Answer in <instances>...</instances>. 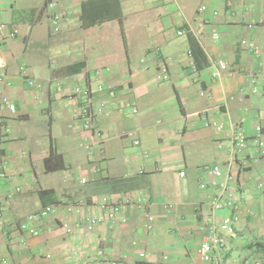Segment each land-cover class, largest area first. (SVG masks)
I'll return each mask as SVG.
<instances>
[{
	"label": "crops",
	"instance_id": "obj_1",
	"mask_svg": "<svg viewBox=\"0 0 264 264\" xmlns=\"http://www.w3.org/2000/svg\"><path fill=\"white\" fill-rule=\"evenodd\" d=\"M48 1L0 0V21L9 24L0 31L6 63L0 73L10 82L0 94L16 105L0 109V152L10 174L0 178V258L18 264H207L198 253L209 212L200 188L210 179L204 167L226 165L233 124L247 134L264 127V51L249 53L241 45L247 39L264 49V21L247 25L264 20V0H55L64 16L59 30ZM106 3L115 12L120 7L121 16L94 23ZM202 4L207 10L201 13ZM182 26L193 31L179 36ZM190 34L203 51L197 62L189 53ZM219 59L228 69L215 79L211 60ZM99 83L104 90H96ZM85 84L96 90L93 107H104L89 129L76 116L79 97L71 96ZM234 171L257 214L242 218L223 264L253 258L264 264V252L250 240V230H264L251 225L264 218V155L253 141ZM105 199L130 202L116 220L89 231L86 220L103 212ZM48 203L59 204V212L30 221L39 235L21 231L20 223ZM65 205L79 211L68 213ZM226 212L215 216L220 220ZM146 213L155 217L149 230Z\"/></svg>",
	"mask_w": 264,
	"mask_h": 264
},
{
	"label": "built area",
	"instance_id": "obj_2",
	"mask_svg": "<svg viewBox=\"0 0 264 264\" xmlns=\"http://www.w3.org/2000/svg\"><path fill=\"white\" fill-rule=\"evenodd\" d=\"M57 2L55 0H49L47 7L51 10V22L54 30H59L60 24L64 19V16L55 11ZM199 12H205L207 10V5L202 4L198 8ZM218 11L214 10L213 14H217ZM263 19L259 21L249 22L248 27H252L257 23H263ZM9 24L4 21H0V31L7 30ZM193 31L188 29L186 26H182L177 29L176 33L179 36L186 35L187 32ZM10 36L15 37L18 34V29L13 28L9 32ZM212 38L217 40L219 38V33L217 31L212 32ZM243 48L249 53L259 54V52L264 51L263 48H259L254 42L247 39L241 41ZM191 55V52H189ZM144 61V60H142ZM170 59H164L160 68L159 77L166 79L168 77V64ZM6 66L5 59L0 55V68ZM212 78H221L223 73L228 69V64L224 60H211ZM100 71L98 70L97 73ZM254 80H257L259 73L252 74ZM261 77L264 79V72L261 73ZM31 83H34L31 81ZM4 84H10L8 77L5 73H0V86ZM105 89L103 83L97 85V91H102ZM96 90L90 85L85 84L83 86H78L75 88L71 96H78L80 100V108L76 113V116H81L84 120L85 128H92V123L94 118L98 113L104 111V107L101 104L98 108L93 107V98ZM253 93H257L258 89L256 87L252 88ZM115 92L113 90L109 91L110 95H113ZM16 105L11 101V99L6 95L0 94V109H9L15 110ZM134 112L137 111V108H133ZM211 124L208 122V125ZM217 130H222L224 127L223 123L213 122ZM229 138V147L227 151L229 153V160L226 162V165L222 166L220 164H214L213 166H205L204 169L207 174H209L210 179L207 181H202L200 183V188L206 192V205L209 208V212L204 220V224L201 226L206 233L203 235L201 242L199 244L198 253L199 257L203 262L207 264H223L224 250L230 243V239L236 235L237 226L245 215L255 216L257 214L256 209H253L248 206L247 196L244 192L240 191L237 184V177L234 171V166L240 154L247 149L250 141H253L257 148L258 152L261 155H264V127L260 124L256 125L252 134H247L243 130L234 129V124L232 125V132L228 136ZM136 145L139 144L138 140L134 142ZM223 143L220 144V148H223ZM181 176L185 175L184 171L180 172ZM10 174L6 169V161L3 159V155L0 152V178L6 179L9 178ZM262 188V185L259 186ZM21 190L20 187L16 188V192ZM138 201H141L140 199ZM130 201H118V202H109L104 200L100 204V208L103 211L102 213L88 216L86 223L89 231L106 220H116L119 213L125 208L126 204ZM141 204V203H140ZM59 204L48 203L46 205H40V207L30 213L26 220L22 221L19 225L21 231L26 232L31 236H38L40 231L37 227L30 224L31 220H35L42 217H47L50 215L58 214ZM143 205L141 206V208ZM65 210L69 212L76 211L79 209L71 205H65ZM226 210L222 219L218 220L215 214L218 211ZM4 212L0 209V229L4 226ZM146 228L149 230L153 227L155 217L152 214L146 213ZM64 228L69 229L67 222L61 220ZM78 250L73 252V255L77 256ZM99 254H103V251H99ZM138 256L142 259L146 257V253L141 251ZM166 259L167 256H164ZM0 264H18V262L13 261L9 258L2 257L0 258ZM44 264V263H42ZM115 264V263H114ZM256 264H260L257 262Z\"/></svg>",
	"mask_w": 264,
	"mask_h": 264
},
{
	"label": "trees",
	"instance_id": "obj_3",
	"mask_svg": "<svg viewBox=\"0 0 264 264\" xmlns=\"http://www.w3.org/2000/svg\"><path fill=\"white\" fill-rule=\"evenodd\" d=\"M106 7L105 9H103V12H101L103 15L100 19L96 20L94 19V23L95 21H104L105 19H109V18H114V17H120L121 16V10L119 7V10H117V12H115V6L111 5L109 3H106ZM99 15V13L97 14ZM190 36V44H191V54L192 56H194L195 62H197V54L202 53V48L200 47V45L198 44V42L195 40L194 36L192 34L189 35ZM260 251L264 252V241L263 240H257L255 241V244Z\"/></svg>",
	"mask_w": 264,
	"mask_h": 264
},
{
	"label": "rangeland",
	"instance_id": "obj_4",
	"mask_svg": "<svg viewBox=\"0 0 264 264\" xmlns=\"http://www.w3.org/2000/svg\"><path fill=\"white\" fill-rule=\"evenodd\" d=\"M5 130L7 131V132H11L12 131V129H10L9 127H8V129H6L5 128ZM251 225L254 227L253 229L254 230H256V229H260V228H263L264 229V218H262V217H256V219H255V221L254 222H251ZM250 232H251V238H250V240H252V241H257V240H264V230H263V232H262V234L263 235H260L261 233H258V232H252L251 230H250ZM257 258H261V257H257ZM263 258V257H262ZM257 262H260L261 263V261L260 260H257V259H255V258H253L251 261H250V264H256Z\"/></svg>",
	"mask_w": 264,
	"mask_h": 264
}]
</instances>
